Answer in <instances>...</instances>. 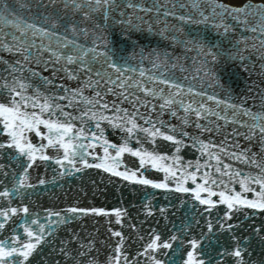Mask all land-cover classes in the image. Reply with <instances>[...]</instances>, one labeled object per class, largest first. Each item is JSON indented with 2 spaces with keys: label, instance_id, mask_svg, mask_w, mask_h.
<instances>
[{
  "label": "snow or ice",
  "instance_id": "obj_1",
  "mask_svg": "<svg viewBox=\"0 0 264 264\" xmlns=\"http://www.w3.org/2000/svg\"><path fill=\"white\" fill-rule=\"evenodd\" d=\"M249 48L264 0H0V264H264V91L216 69Z\"/></svg>",
  "mask_w": 264,
  "mask_h": 264
},
{
  "label": "water",
  "instance_id": "obj_2",
  "mask_svg": "<svg viewBox=\"0 0 264 264\" xmlns=\"http://www.w3.org/2000/svg\"><path fill=\"white\" fill-rule=\"evenodd\" d=\"M148 2L151 3L152 0H148ZM162 2L163 0H161V3ZM237 2H239V0H237ZM186 31L189 35L199 36L212 45L220 42L223 47H227L229 43L228 41H220L218 34L210 25L189 24L186 25ZM245 34L250 37L255 35L254 33ZM110 39L113 47L116 49L114 55L117 59L122 58L127 51L131 50L130 48H126L125 43L122 42L125 38L122 36L119 27L115 25L110 31ZM133 39H136L142 45H148L150 47H154L157 44H159L160 47H164L167 43L166 41L158 40L153 34L146 32L138 33ZM248 43L256 44L257 49H259V43L256 40L249 39ZM241 47H243V45H241ZM176 51H182V46L177 48ZM261 51H264V49H261ZM248 54L250 59L245 61L247 68L241 66L239 61L225 56L217 63L216 69L221 83H223L234 94H238L241 97L247 95L246 103L249 106H255V108H258L261 92L264 91V68H261V60L256 51L249 48ZM190 55L195 56V53L192 52ZM253 97L256 99L254 100ZM108 175L109 174L106 173L99 175L90 173V179L89 177L84 178L80 187H84L85 184L87 185V188H85L87 194V200H85V203L95 200L97 204H114V196L116 193L114 192L112 185L108 183ZM78 180L79 178L77 177L73 183L75 184ZM91 181H95V184ZM65 187H68V185H65ZM97 188H99V192H97ZM105 192L112 193L113 195L105 199ZM125 199L134 204L139 203L138 197L134 198L130 191L125 192Z\"/></svg>",
  "mask_w": 264,
  "mask_h": 264
}]
</instances>
